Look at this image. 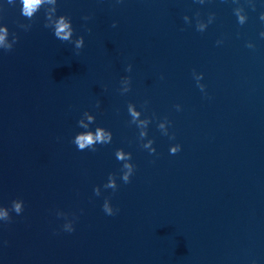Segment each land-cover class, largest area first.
Segmentation results:
<instances>
[{
    "label": "clouds",
    "instance_id": "9594fccd",
    "mask_svg": "<svg viewBox=\"0 0 264 264\" xmlns=\"http://www.w3.org/2000/svg\"><path fill=\"white\" fill-rule=\"evenodd\" d=\"M16 0H7V3L10 5L15 4ZM20 4L22 5L21 7V15L24 16L27 19H31L34 12L37 11L38 5L40 4L41 0H19ZM48 2H54V0H48ZM198 2L203 3L204 0H198ZM241 11H243V8L240 10L235 9V15L238 18L239 24L243 25L246 20L247 16L246 15H241ZM87 19V17H85ZM261 19H264V14L261 15ZM184 20H187V16L184 17ZM212 22V19L210 18L209 23ZM113 27H115V24H113ZM197 30L200 32H203L205 30V26L201 25L197 27ZM74 29L72 26V22H66L65 16L61 15L59 21L55 24L54 26V31L53 34L54 36L59 39L62 42H69L70 37L73 35ZM0 47L4 49L5 52H10L13 49V46L11 44L5 45V37L8 36L9 29L6 25L3 27H0ZM13 36V42L16 44L18 42V37L16 36L15 33L12 34ZM261 36H264V33H261ZM217 43H220V41H217ZM84 46V37L80 36L77 38V43H76V48L77 49H82ZM248 47H253L251 43L247 45ZM78 53V51H77ZM127 71H131V65L128 66L126 69ZM203 79V73H200V76L197 78V86L200 88V90L203 92L205 89V85L199 83L200 80ZM177 110L180 109V106L177 105ZM174 135L170 137V139H174ZM111 139L110 134H106L101 128H97L95 131V134L91 132H87L86 134L83 135H78L72 142L77 146L78 150L83 151L86 148H90L92 151H96V148L94 145L96 143L100 144H105ZM181 150V146L179 144H176L175 146L170 147V154H176ZM156 149L152 148L150 151L151 153H155ZM118 160L124 161L125 159L131 160L132 157L130 154L127 156L121 152L116 153ZM123 168L126 169L127 171L124 172L122 176V180L125 184L130 183L131 177L135 171V165L133 163H125L123 164ZM112 177L111 174L109 176V180L111 181ZM106 187L112 188L113 191L115 192L118 188L115 186L114 183H109L106 185ZM94 194L99 195L98 191L96 188H94ZM103 211L109 215H115L119 209H114L112 205L109 203V199L106 198L104 200V203L102 205ZM24 210V201L21 199H15L11 202V208L9 209L8 207H3L0 206V221L4 222H10L12 217L10 215V212H15L17 215L21 214ZM58 217H64L65 219L67 218V215L65 213H57ZM63 230L66 232H73L75 231L73 221H71L70 224H65L63 225Z\"/></svg>",
    "mask_w": 264,
    "mask_h": 264
}]
</instances>
